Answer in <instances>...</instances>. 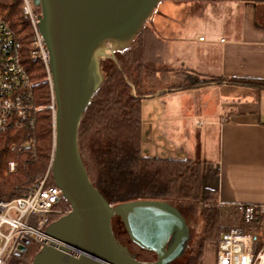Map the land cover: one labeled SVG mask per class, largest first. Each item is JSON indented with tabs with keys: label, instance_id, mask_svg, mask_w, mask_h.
<instances>
[{
	"label": "trees",
	"instance_id": "16d2710c",
	"mask_svg": "<svg viewBox=\"0 0 264 264\" xmlns=\"http://www.w3.org/2000/svg\"><path fill=\"white\" fill-rule=\"evenodd\" d=\"M0 17L9 24L21 43V63L34 84L32 105L37 109L34 129L25 124L22 129L8 130L0 137V199L9 201L24 196L32 185L44 178L51 166L54 114L50 107L54 94L47 80L45 65L31 55L33 31L23 13L22 1L0 0ZM159 41L148 23L132 47L116 52L115 59L107 58L102 63L105 80L81 121L79 146L90 181L112 206L154 200L169 202L177 208L190 226V240L183 256L170 264H199L204 246L201 244L198 251L190 249L198 213L206 222L204 234L207 237L202 240L216 238L217 235L220 239L223 233L218 226L216 210H199L201 203L213 201L217 204V191L204 186L205 167L200 161L146 158L142 155L143 101L162 91H184L224 81L253 88L259 93L264 90V80L209 79L192 71L167 69L156 54ZM31 134L35 138L34 150L31 147L10 149L13 143L28 142ZM11 161L16 162L13 173L8 169ZM48 178V185H55L51 174ZM59 207L64 213L70 211L66 200ZM112 231L138 261L157 260L155 253L130 241L118 217L112 219ZM244 231L259 235L260 247H264V227L253 223L246 225ZM25 246L24 255L13 258L11 264L32 263L40 246L34 241H28Z\"/></svg>",
	"mask_w": 264,
	"mask_h": 264
},
{
	"label": "crops",
	"instance_id": "0c3cea01",
	"mask_svg": "<svg viewBox=\"0 0 264 264\" xmlns=\"http://www.w3.org/2000/svg\"><path fill=\"white\" fill-rule=\"evenodd\" d=\"M149 23L167 69L264 80V0H164ZM142 155L202 162L218 205L264 204V90L224 81L146 98Z\"/></svg>",
	"mask_w": 264,
	"mask_h": 264
},
{
	"label": "water",
	"instance_id": "95a60500",
	"mask_svg": "<svg viewBox=\"0 0 264 264\" xmlns=\"http://www.w3.org/2000/svg\"><path fill=\"white\" fill-rule=\"evenodd\" d=\"M163 1L33 0L56 108L50 172L70 211L47 226L52 241L31 264H170L188 249L190 226L177 208L154 200L112 206L90 181L79 146L81 121L105 80L102 45L112 43L115 53L132 47ZM114 217L130 241L155 253L156 261H138L116 239Z\"/></svg>",
	"mask_w": 264,
	"mask_h": 264
},
{
	"label": "built area",
	"instance_id": "2783aa9c",
	"mask_svg": "<svg viewBox=\"0 0 264 264\" xmlns=\"http://www.w3.org/2000/svg\"><path fill=\"white\" fill-rule=\"evenodd\" d=\"M21 1L33 31L31 55L45 65L51 84L49 53L38 26L40 11L36 10L33 0ZM33 87L21 63V43L0 17V137L8 130L22 129L25 124L34 129L37 109L32 105ZM50 108L55 115L54 95ZM26 147L34 150V135L31 134ZM9 169L14 171L15 163H10ZM46 181L47 176L22 197L0 199V264H11L28 241L38 243L40 248L52 241L45 230L52 219L66 214L59 207L65 199L60 188ZM218 209L227 222V230L217 243L215 264H264V247H260L259 235L244 231L248 224L259 223L264 227V204L218 205Z\"/></svg>",
	"mask_w": 264,
	"mask_h": 264
},
{
	"label": "rangeland",
	"instance_id": "374dc122",
	"mask_svg": "<svg viewBox=\"0 0 264 264\" xmlns=\"http://www.w3.org/2000/svg\"><path fill=\"white\" fill-rule=\"evenodd\" d=\"M149 22H150V20L147 22L146 25H148ZM116 50H117L116 48L112 49V43H110V42L104 43L101 47V53H99V58H100L101 63H103L107 58H110L113 55L115 56ZM47 75H48L47 80L49 81L48 72H47ZM26 144H27V142H23L21 144L13 143L9 147L12 151L21 150L22 148H26ZM12 162L15 163V169H16V162L11 161L10 163H12ZM9 164H8V169H9ZM9 171H10V169H9ZM10 172L13 173V172H15V170L10 171ZM50 174H51V172H50V168H49L47 173L45 174L44 178L46 176L48 178ZM205 208L213 210V211L216 210L218 212V226L221 228V231L224 233L227 230V222H225V220L221 217V211L218 209V204L215 205V203H213V201H210V204H202L201 203L200 207H199L200 212L202 211V209H205ZM193 226H194L193 227V229H194L193 230V239L191 241L192 244L190 246V249H193L194 251H198L200 248V245L202 244L204 246L203 247V255L201 257V260L199 261V264L202 262V260H203V264H212V261H214V259H215L217 243L219 241L220 235H217L216 238H211L209 240H205V241H204V239L202 240V238L207 237V235L204 234L205 233L204 230L206 228V222L203 219L202 215H200L199 213H198L197 218H196V223L193 224Z\"/></svg>",
	"mask_w": 264,
	"mask_h": 264
},
{
	"label": "flooded vegetation",
	"instance_id": "af4514ba",
	"mask_svg": "<svg viewBox=\"0 0 264 264\" xmlns=\"http://www.w3.org/2000/svg\"><path fill=\"white\" fill-rule=\"evenodd\" d=\"M25 252H26V246H25V251L24 252L22 251V253L20 255L16 256V257H14V259L15 258H21L24 255Z\"/></svg>",
	"mask_w": 264,
	"mask_h": 264
},
{
	"label": "bare ground",
	"instance_id": "6f19581e",
	"mask_svg": "<svg viewBox=\"0 0 264 264\" xmlns=\"http://www.w3.org/2000/svg\"><path fill=\"white\" fill-rule=\"evenodd\" d=\"M109 49H110V48H109ZM109 49H108V50H109ZM112 49H113V47H112Z\"/></svg>",
	"mask_w": 264,
	"mask_h": 264
}]
</instances>
